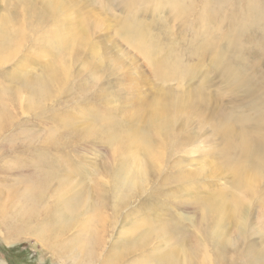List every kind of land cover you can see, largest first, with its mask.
Masks as SVG:
<instances>
[{
	"label": "rangeland",
	"instance_id": "rangeland-1",
	"mask_svg": "<svg viewBox=\"0 0 264 264\" xmlns=\"http://www.w3.org/2000/svg\"><path fill=\"white\" fill-rule=\"evenodd\" d=\"M58 1L0 0V264H264V0Z\"/></svg>",
	"mask_w": 264,
	"mask_h": 264
},
{
	"label": "bare ground",
	"instance_id": "bare-ground-1",
	"mask_svg": "<svg viewBox=\"0 0 264 264\" xmlns=\"http://www.w3.org/2000/svg\"><path fill=\"white\" fill-rule=\"evenodd\" d=\"M58 1V0H57ZM56 2V1H55ZM59 2V1H58ZM55 5V4H54ZM2 28H3V22H2V20L0 21V64H2L3 65V62L4 61H6L7 59L9 60L10 58V56L14 53V51H16L17 49H16V47L17 46H15L14 45V42H15V38H16V35L18 34L17 33V30H16V32L15 33H13V34H11V33H8V32H5V31H3L2 30ZM16 53V52H15ZM56 76H57V73H54L53 71L52 72H50V74L46 77V80H48V81H56ZM35 93H41V92H43L44 91V85H41V87L40 86H38L37 88H35ZM178 108H179V106H177ZM165 109H162V108H160L158 111H156V113H157V120H160V119H158V118H161V117H164V115H163V111H164ZM155 116V115H154ZM153 116V117H154ZM167 121H169L168 119H167ZM245 121V120H244ZM164 125H165V121L164 120H162L159 124H157V128L156 129H158L159 131H160V134H161V132L163 133V131L164 130H162V128L164 127ZM227 130V129H226ZM166 132H167V130H165ZM157 132V131H156ZM158 134V133H157ZM134 140V139H133ZM143 141V142H142ZM143 143H146L145 141H144V139H140V140H138L137 141V145L138 146H143V145H146V144H143ZM148 145V144H147ZM146 145V150H147V152L149 153L150 151L149 150H151V148H148V146ZM256 159H257V157H256ZM259 159V158H258ZM263 159V158H262ZM262 164H263V162H262ZM257 166V165H256ZM128 176H131V173H128L127 174ZM67 194V192H64V195H66ZM72 205V204H71ZM53 210H54V212L56 213L57 212V205H55L54 207H53ZM62 210H64V206H61L60 207V212L61 213H63L62 212ZM214 221V220H213Z\"/></svg>",
	"mask_w": 264,
	"mask_h": 264
}]
</instances>
